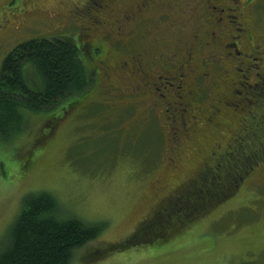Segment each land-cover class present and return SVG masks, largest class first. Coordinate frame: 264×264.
I'll return each instance as SVG.
<instances>
[{
	"label": "rangeland",
	"instance_id": "1",
	"mask_svg": "<svg viewBox=\"0 0 264 264\" xmlns=\"http://www.w3.org/2000/svg\"><path fill=\"white\" fill-rule=\"evenodd\" d=\"M173 1L178 3V10L167 8L168 17L160 20L152 15L151 19L132 22L130 26H124L120 36L106 30L109 9H115L122 17L139 0H91L93 4L89 6H86V0H8L13 8L32 3L41 13L33 23L34 28H24L4 41V47H0V73L5 57L21 41L69 38L78 48L81 49L78 43L82 45V57L91 65L92 47L100 51L110 48V42L127 44L135 26L137 33L147 36L146 45L156 40L162 43L157 52L170 47L167 51L171 54L175 38L182 35L170 36L171 32L167 31L171 27L189 28L185 18L198 7L200 14L204 11L203 3H197V0ZM240 11L243 12L241 21L246 24L251 20L248 32L252 33L254 42L264 47V40L257 37L264 32V9L256 12L251 4L249 7L242 5ZM94 12L95 17L91 20L96 23L87 29L88 23L83 21ZM200 26L209 28L203 17L192 28ZM219 36L225 41L229 39L227 33L222 35L220 32ZM235 41L238 46L244 45V52H248L246 33L242 32ZM103 42L107 48H101ZM204 49L216 48L206 46ZM226 57L231 59L229 55ZM200 59L199 55L196 65ZM101 62H98L100 69L105 65ZM261 64L263 68L264 57ZM262 68L258 70L262 85H254L259 81L254 68L247 73L236 69H231L230 74L225 73L226 82L233 83L234 87L238 80L243 82L242 87H236L241 95L225 92L224 100L229 99L226 101L231 107H220L223 113L221 119H216L215 126L204 121L208 115L201 114V105L196 104L197 101L192 109V114L197 117L195 121L174 120L179 111L170 107L174 100L172 94L159 93L153 85L151 102L158 106L154 117L164 123L163 134L147 119L141 118L143 114L135 117V128L131 129L132 133H127L122 124L119 125L121 116L113 112L116 98H111L113 96L108 92L106 95V91L120 81L105 76L98 89L77 109L71 108L66 113L68 105H63L52 111L27 114L29 122L22 134L9 140L0 138V249L8 243L22 198L29 192L45 191L56 198L60 215L77 218L89 225L106 223L94 240L74 251L73 264H264V134L255 131L242 138L247 122V126L264 129V118L257 124L248 121V117H259L262 112L259 111L264 109ZM127 70L124 68L120 73L129 81L131 76ZM27 83L35 90L41 87L33 74L29 75ZM134 84L136 82H129L131 86ZM160 89L164 88L160 86ZM214 97L213 94L207 96L202 103L206 100L210 104ZM123 125L129 127V121ZM239 136L243 145L232 149L242 153L234 160L228 159L230 155L226 152ZM217 145L221 148H216ZM200 177L209 184L202 185V190L221 184L224 190L225 187L231 189L217 200L211 198L193 209L175 210L170 225L164 228L163 238L148 241L138 237L135 241L134 230L153 208L177 190L199 192ZM180 183L182 186L178 189L176 186ZM219 194L223 196L222 192ZM189 202L194 205V200ZM181 213L195 217L178 224L177 220L183 218Z\"/></svg>",
	"mask_w": 264,
	"mask_h": 264
},
{
	"label": "trees",
	"instance_id": "2",
	"mask_svg": "<svg viewBox=\"0 0 264 264\" xmlns=\"http://www.w3.org/2000/svg\"><path fill=\"white\" fill-rule=\"evenodd\" d=\"M227 1L220 0L222 3H226ZM240 1L241 6L245 5L249 7L251 4H257L258 8H256L259 11L264 9V0ZM183 2H186V0H183ZM85 3L86 6L93 4L91 0ZM161 8L162 6L154 12L160 20L166 18V16L168 17L167 7L164 10ZM96 12L88 20L83 21L84 23H88L87 29L92 28L93 23H96L95 21L92 23L91 20L95 17ZM111 18L109 17L110 20ZM257 18L256 14V20L259 21ZM110 20L106 22H110ZM239 21L244 22L241 21V18ZM247 21L249 23L251 20ZM135 27L136 29L133 30L134 36L131 40L128 39L127 44L112 42L113 44L106 50L103 46L107 48V45L103 42V44L101 43V48L103 49L100 51L98 48L92 47L93 64L91 65L86 63L85 58L82 57V45L78 43L81 49L78 48L73 40L69 38H32L21 41L13 47L4 59L0 73V138L2 140H9L16 135L22 134L28 126L29 118L27 114L29 113L48 112L59 109L63 105H68L66 109L67 113L71 108L77 109L81 107L91 97L92 93L98 89L100 86L99 82H101V78L104 76L112 79L117 78L116 80L120 81L113 88L107 90L106 95H108V92L109 96H113L111 98H116L113 100L114 106H116V110L113 112L121 116L122 123L120 122L119 125L122 124L125 132L132 133L131 129L135 128V124L133 125L135 117L143 114L144 117L142 116L141 118L147 119L154 129L156 128L163 134L161 129H164V127L162 128L164 123H159L158 118L154 117L158 109V106L151 102L154 96L152 94H143L138 90L140 87L136 76H132L129 81H126L121 76L120 69H110L111 64L116 65L118 60L125 59L126 54H128L127 51L130 48H136L135 45H139L140 43L145 44L147 36L145 33H137L138 27ZM233 29V26L230 25L228 29L223 30L224 34L226 35L227 33L229 38L232 35L229 31ZM175 30H177L175 34L180 33L179 28H175ZM168 32H171L170 36L173 35L172 31L168 30ZM199 40H204V38L200 37ZM159 43L156 40L153 41L155 45ZM197 49V58L200 55L201 59L205 58L208 60V58L202 56V53H204L202 46L197 47ZM116 52L120 54H116ZM210 53L213 61L216 62L215 58L220 57V55L216 50H211ZM201 59L197 61V65L203 70L205 66L201 65ZM99 61L105 63L102 69H100L98 64ZM107 65L109 67H106ZM228 66L234 69V66L231 64H228ZM201 70L196 69L197 73H200L199 71ZM220 70L218 63L210 69L212 79L206 83L205 91H202L201 96L204 93L208 96L213 94L214 98L217 99L220 93L227 91L232 93L234 89L233 84L226 81L221 84L218 81V77L220 79L225 77L220 76L222 75V71ZM30 74H33L38 79V83L41 84V87L36 90L32 89L27 83V78ZM129 82H136V84H134L135 86H131ZM123 101L128 104H124ZM201 105L203 106V103ZM166 109L168 108L166 107L165 111ZM259 112H261L259 117L255 119L248 117V121H253L257 124L261 118H264V109H261ZM178 115L183 116L180 113ZM141 118L138 119L141 120ZM182 120L189 123L191 121L190 115L182 117ZM126 121H129L130 125L127 128L123 125ZM247 123L242 130L244 132L242 138L255 133V131H261L264 134V129H258L256 125L247 126ZM243 143L244 141L242 140L241 142L239 136L231 145L232 147H241ZM228 151H233V149ZM181 186L182 183L176 187L179 189ZM223 187L224 185L221 184L213 189V193H206L205 198L203 196L198 197L199 204L202 205L203 201L207 203L213 198L217 200L220 197H224L223 193H226L225 191H229L231 188L225 187L224 190ZM218 191H221L223 196H219L221 194ZM200 194L201 192L199 194L192 193L193 197L200 196ZM182 207L183 210H187L188 207L193 209L191 202L183 204ZM173 213L168 217L166 226L170 225L175 215ZM60 214V205L49 192L33 191L27 193L22 198L19 213L10 229L8 243L0 249V264H73L72 256L74 251L94 240L106 226L105 222L89 225L77 218L65 217ZM181 217L183 218H179V220H177L178 217H175L179 221L178 224L189 221L195 216H189L187 213L183 215L181 213ZM146 231L147 229L143 227L139 233H133L132 235L137 238L135 241L139 240L138 237L149 241L150 238L143 236ZM163 236H154L153 238L158 239L163 238Z\"/></svg>",
	"mask_w": 264,
	"mask_h": 264
},
{
	"label": "flooded vegetation",
	"instance_id": "3",
	"mask_svg": "<svg viewBox=\"0 0 264 264\" xmlns=\"http://www.w3.org/2000/svg\"><path fill=\"white\" fill-rule=\"evenodd\" d=\"M88 1L89 0H86V2ZM213 1H197V3H203V14H200L198 12V7L193 11V13L190 14L189 17L185 18V25H189V28H182L179 30L182 36L179 39L175 38V43L171 50V54L169 53V51H167L170 49V47H166L165 44L164 45L166 48L162 49L161 52H157L156 49H158L160 47V44L162 43L156 45H145L144 43H140L139 45H135L136 48H130L127 51L128 54H126L125 59L118 60L116 65L111 64L110 69H120L121 72L122 70H124V68H127L129 76H136L137 82L139 83L140 87L138 88V90H140L143 94H151L150 92H152V90L154 89L153 87L151 88V86L153 85H156V91H158L159 93L160 91H162L164 93L167 92L169 96L170 94H172L171 97H173L174 100H171L170 103L172 105L170 107H176L181 115L186 112L185 116L189 114L191 121H195L194 119L197 118L194 116V114H192L194 101H197L196 104L201 105L203 101L202 99L208 96L206 95V93H204L202 96L201 94L202 91H205L206 83H208L209 80L212 79L210 69H212L215 64L218 63V67L221 69L220 71H222V75H220L222 77L226 76L225 73L232 72V67H227L228 64H232L234 66V69H236L237 71H243L246 73L249 69L254 68L255 70H257L256 76L259 78V81L254 82V85H257L258 83L262 85V76L259 75L260 73L258 72V70L262 68L261 63L264 57V47L261 44L254 42L255 40L252 33L248 32L250 31L251 27L250 24H245L244 22L239 21L243 15L240 11L241 1L228 0L226 3H222L220 2V0ZM181 3L184 4L182 1ZM0 5H2L0 6V47H4V41L11 39L20 30H24V28L25 30L34 28L33 23L34 21H36V18L39 17L38 14L41 12L35 10L32 3L29 6L23 4V8H13L9 6L8 0H2ZM161 6V9L163 10L166 7L172 8L174 9V11L178 10V3L174 2L173 0H139L137 4L135 3L133 9L129 10L122 17L119 16V14L115 13V9H109L110 14H108V16L112 18L110 22L105 23V26H107L106 30L108 32H115L116 34L121 36L124 33L125 25L130 26V23L132 22L134 24L136 23V21L140 22L145 20L146 18L151 19L152 15L153 17L156 16L154 12H156V9ZM256 7L258 8L257 4L254 5V8ZM76 8L78 9V7ZM174 14L177 15V13ZM202 17L203 20L209 25V28L203 29L202 26L192 28V26L196 24ZM18 18L20 20L18 22H15ZM230 25H232L234 28L233 30L229 31L232 33V35H230L229 39L226 41L220 39V32L222 33V35H224V31L228 29ZM170 31H172V36L178 35L175 34V31H177L175 30V27H171ZM242 32L246 33L248 52H244V45L238 46L237 42L235 41L236 39L241 37ZM262 34V36L257 35V37L264 40V32H262ZM133 36L134 31L131 30L128 38L131 40ZM200 37H203L204 40H199ZM112 44L113 43L110 42V45ZM199 46H202V50L206 46L212 48L215 47V50L220 55V57L215 58V62L213 61L210 53L211 49H204V53H202V56L208 58V60H206L205 58L201 59V65L205 66V69L203 70H201L195 63L197 58V47ZM228 55L231 57L230 60L226 57ZM171 56L173 57L172 59ZM225 57L227 59H225ZM101 64L104 65L105 63L101 62ZM106 67L109 66L107 65ZM196 69L201 70L199 71L200 73H197ZM262 69H264V67ZM242 78L245 80L246 74L243 75ZM218 81H220L222 84L225 83L226 79L225 77L223 79H220L218 77ZM242 83L243 82H240L238 80L235 83V86L242 87ZM157 84H159V86H157ZM244 84L250 86V84H248L247 82H244ZM160 86L164 89H160ZM236 87H234L232 93L230 91L229 93H237L238 95H241V91L237 90ZM174 91H176V94L173 93ZM225 95V92L220 93L218 94L217 99L214 98V101L210 104L205 100L203 106L201 105V114L208 115L206 119H204L205 122H209L215 126L217 124L216 119H219L223 113V110L220 107H226V105L231 107V103L226 101L229 99L224 100L226 98ZM199 100L200 102H198ZM178 105L181 107H179ZM234 106L237 107V105ZM167 110L168 109H166V111ZM180 117L181 116L178 115L174 120L182 119L184 115L181 118ZM216 148H221V145H217ZM232 148V145H230L229 150ZM240 153H242L241 150L226 152V154L230 155L228 159L231 160L239 157ZM222 160L223 159L218 160V162ZM219 171H221V169ZM211 176L215 177L213 173L211 174ZM200 179L202 180V182L199 183L201 186L199 187V192H197L198 194L201 192L200 196L193 197L192 191V193H188V191L186 190L183 192H178L177 190L176 193L172 194L171 196L163 200L158 206L153 208L152 212H150L149 215H147L137 225L133 233H139L140 230L142 231L143 227H145L147 229L145 235H148V238L150 239L154 236H162L163 234H165L164 228L168 223V217L172 215V212H174L175 210H182V205L187 204V202L191 200H194V205L192 204V207L197 204L199 205L198 197L203 196V198H205L206 193H213V189L217 188L218 186H212L210 188H205L204 190H202V185L209 184L204 181V178L200 177ZM205 180L207 179L205 178ZM226 181H228L227 178ZM217 183L220 182L217 181ZM187 209H189V207Z\"/></svg>",
	"mask_w": 264,
	"mask_h": 264
}]
</instances>
